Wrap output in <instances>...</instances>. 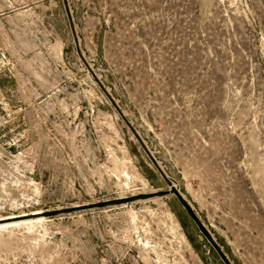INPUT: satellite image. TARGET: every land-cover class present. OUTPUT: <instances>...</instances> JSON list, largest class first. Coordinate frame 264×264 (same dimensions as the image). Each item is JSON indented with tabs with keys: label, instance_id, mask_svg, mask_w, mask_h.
Returning a JSON list of instances; mask_svg holds the SVG:
<instances>
[{
	"label": "rangeland",
	"instance_id": "obj_1",
	"mask_svg": "<svg viewBox=\"0 0 264 264\" xmlns=\"http://www.w3.org/2000/svg\"><path fill=\"white\" fill-rule=\"evenodd\" d=\"M0 264H264V0H0Z\"/></svg>",
	"mask_w": 264,
	"mask_h": 264
},
{
	"label": "water",
	"instance_id": "obj_2",
	"mask_svg": "<svg viewBox=\"0 0 264 264\" xmlns=\"http://www.w3.org/2000/svg\"><path fill=\"white\" fill-rule=\"evenodd\" d=\"M131 130H132V132H133L135 135H137L136 132L133 130L132 127H131ZM173 191L177 194V196L179 197L180 201H181L183 204H186L185 201L180 197V195H178V193L175 191V189H173ZM190 215H191L194 219H196L195 216H194V214L192 213V211H190ZM204 234H205V236L210 240V242L212 243V245L216 248V245H215L214 241L212 240V238L209 236V234H208L206 231L204 232Z\"/></svg>",
	"mask_w": 264,
	"mask_h": 264
}]
</instances>
